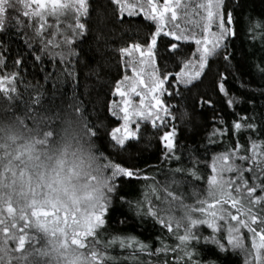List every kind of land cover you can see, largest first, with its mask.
Segmentation results:
<instances>
[{"label":"snow or ice","instance_id":"obj_1","mask_svg":"<svg viewBox=\"0 0 264 264\" xmlns=\"http://www.w3.org/2000/svg\"><path fill=\"white\" fill-rule=\"evenodd\" d=\"M112 2L121 17L125 13L127 17L142 15L152 23L153 30L143 44L118 50L122 57L138 52L139 63L150 71L145 80L144 68L139 72L133 68L136 80L131 92L140 97L138 107L117 81L115 93L121 102L110 101L107 109L117 126L107 130L102 121L90 119L91 113H87L82 101H75V96V102L67 108L51 101L45 103L43 86L24 83L22 75L30 54L33 66L38 64L42 72L45 59L51 61L52 72L46 73L44 80H52L53 89L57 82L63 83L64 76L76 79L80 58L98 53L94 44L101 43L88 23L89 0H0V33L7 34L9 28L17 33L24 28L34 30V36L25 39L28 54L16 51L13 55L9 41L0 40V117L10 118L16 126V131L9 128L0 136V264H48L50 259L56 264H78V259L69 256L73 248L79 249L91 264H223L221 255L205 252L199 247L201 242L214 245L219 254L239 250L244 264H264V139L260 138L264 135V112L257 113L253 105L250 114L235 112L230 125L223 117L214 119L203 138L206 143L188 147L184 163L185 145L179 142L174 106L167 102L175 96L183 98L175 85L187 89L196 87L194 82L203 83V78L212 72L213 60L220 58L226 67L231 66L230 59H235V54L229 51V41L238 36L240 17L236 10L242 4L230 6L228 0H163L162 5L158 0ZM181 15L186 21L190 16L198 20L181 27ZM21 16L29 22L26 24ZM49 16L56 19L55 25L48 24ZM69 16L73 22L62 29L61 17ZM194 24L201 29L200 38L193 33ZM49 28L55 30L48 32ZM245 33L252 42L259 43V49L253 43L250 53L259 60L251 75L255 78L259 74L264 82V12L260 17L248 16ZM90 34L95 36L94 43L89 42ZM190 39L197 47L191 58L180 59L176 55L180 52L178 42ZM34 40H38V46H34ZM158 41L166 52L173 50L160 57L163 67L157 63ZM169 61H178L179 71L168 70ZM233 80L231 73H213L212 92H216V98L205 92L199 100L194 99V104L201 111L213 113L225 98L229 108L239 104L240 98L231 93ZM19 84H23V90ZM246 86L245 81L239 84L241 89ZM65 109L80 117L90 142L99 141L105 151L111 149L107 155L101 151L98 156H90V169L94 162L103 161L96 166V171L103 169L106 173L101 178L84 172L80 148L61 145L66 132L61 126ZM188 116L184 112L181 122ZM148 123L159 133L163 161L178 165L168 169L163 182L146 174L153 171L152 166L146 170L128 162L135 153L144 151L143 126ZM230 132L234 146L228 141L224 150L213 152L209 160L210 146L219 145ZM244 132L254 133L256 138L248 135L246 143L242 142ZM125 155L127 160L120 158ZM209 168L205 174L203 170ZM202 179L206 188L200 191L196 186ZM82 180L87 183L81 184ZM140 183L142 198L133 195L134 185ZM190 199L193 203L186 202ZM114 201L137 218H150L160 226L157 247L132 234H114ZM119 223H127V217ZM201 226L210 229L208 235L203 234ZM244 229L249 234L250 247L245 245ZM169 237H174L175 242L166 243ZM115 247L128 251V255L111 254Z\"/></svg>","mask_w":264,"mask_h":264},{"label":"trees","instance_id":"obj_2","mask_svg":"<svg viewBox=\"0 0 264 264\" xmlns=\"http://www.w3.org/2000/svg\"><path fill=\"white\" fill-rule=\"evenodd\" d=\"M159 2L163 0H158ZM230 6L234 4H242V8L236 10V15L240 17L237 24L238 36L232 37L229 41V51L234 52L235 59H230V67H226L225 61L220 58L213 60L212 72L208 73L207 77L203 78V83H196V87L189 86L187 89L183 85H175L176 89L182 93L181 96H175L167 102L174 106L173 114L176 117L174 123L179 128V142L185 145L184 149V163H187V148L198 144L206 143L203 139L206 137L213 126L214 119L223 117L229 125L235 118L234 113L240 112L241 115L250 114L253 105L256 106L257 113L264 112V82H262L259 74L255 75V78L251 74L256 72L255 64L259 63L257 57L250 55L253 43L257 49H259L258 42H252L250 37L245 33V21L248 16L260 17V13L264 12V0H228ZM91 20L88 22L92 28V33L98 36L101 43L99 45L94 44V50L99 48V52L88 56L81 57L80 63L76 67V79L73 80L67 76L62 77L63 83L57 82L56 88L53 89V81L49 80L45 82L44 76L48 72H52L51 61L47 58L44 62V71H40V66L37 64L33 66L32 56L28 54V49L25 44L26 33L24 29L18 33L9 28L8 33H0V40H8L12 54L16 51L24 52L27 55L28 63L25 65L22 75L24 76V83L39 84L43 86V90L46 93L45 103L53 102L55 105L67 108L68 105L73 104L75 101H82L87 109V113H91L90 119L94 122H103L106 125L107 130L117 126L115 118L110 117L108 113V104L110 101L117 103L121 102V97L115 93L117 81H120L121 89L129 93V99L132 100L134 106H139L138 98L135 93L131 92V87L136 80V75L133 72V68L137 72L144 68V78L147 80L148 72L150 69L146 65L139 63L140 56L138 52L133 53L132 56L125 54L123 57L119 53L121 47H130L135 43H144V39L150 31L153 30L151 22H147L143 19V16L139 17H127L126 13L123 17L120 16L117 6L112 0H89ZM124 20L121 23V20ZM198 20V17H191L186 21L183 15L180 16L178 22L181 27H184L190 21ZM165 30H168L166 26ZM201 29L198 26L193 25V33L196 38H200ZM95 36L90 34L88 39L90 43H94ZM171 40V37L166 38ZM180 45V52L176 53L180 59L191 58V53L195 51L196 45L194 40L178 42ZM38 46V44H34ZM159 53H157V63L160 65V57L167 56L168 52H172L170 48L166 52L163 45H159ZM259 55V53H258ZM245 61L247 63L245 64ZM178 63V61L176 62ZM176 63L169 61L167 64L168 70L176 72L179 71V67ZM58 68L62 71V66L57 61ZM163 67V65H160ZM179 66H183L180 64ZM223 73L228 76L232 74L234 80L231 84V93L240 98V103L233 105L229 108L226 103V98L216 105L218 111L213 113L211 110L201 111L198 104H194V99L199 98L208 92L212 95L213 99L216 98V92H212L213 88V73ZM241 71L244 75L241 76ZM55 73L53 77L55 79ZM128 79L125 80L124 77ZM174 79V77H170ZM247 82L246 88L241 89L239 87L240 82ZM23 90V84L18 85ZM140 87H137V91H140ZM170 91L172 89H169ZM222 95V94H221ZM75 96V101L73 97ZM148 101L146 100L145 103ZM184 112L189 114L188 118L181 122V116ZM135 119V118H133ZM143 135L145 139L141 141V147L144 148L142 153H135L134 159L128 161L129 163L137 164L141 168H147L152 166L153 171L147 173L154 175L157 181L163 182L166 178V174L169 168L177 167L176 163H165L162 159L161 143L157 137L159 133L155 131L151 123L143 126ZM253 135L254 133L244 132L241 134V141L246 143V137ZM151 138V142H148V138ZM264 139V135L260 136ZM228 141L234 146L235 140L232 137V133L228 134V137L221 140L219 145L210 146L208 158L213 152H219L224 150V147ZM97 144L100 146V142ZM101 151H105L104 147H100ZM111 151L109 148L105 151L108 154ZM127 160V156L120 157ZM147 161V163H145ZM205 174L210 172L209 169L203 170ZM124 179H128L125 177ZM197 190L203 191L206 188V181L202 179L197 184ZM143 183L135 184L133 195L142 198ZM185 190L189 191L185 186ZM187 203H193V200L186 201ZM111 221L114 234H132L138 237L141 241L150 242L152 247L158 246L157 237L161 235L160 226L155 224L152 219L145 218L141 220L137 218L132 211L126 206L118 207L114 201ZM234 211V210H233ZM123 213V215H121ZM127 217V223L120 224L119 221ZM203 234L208 235L210 229L206 226H201ZM242 232L245 235L246 243H248L249 234L244 229ZM164 235L167 237V233ZM166 243H174L175 238L169 237L165 241ZM205 252L217 253L221 255L223 264H244L243 253L237 250L233 253L231 250L226 254H219L214 245H204L203 242L199 245ZM111 254L116 256L128 255V251L121 250L118 247L110 250ZM148 257L145 255L144 257Z\"/></svg>","mask_w":264,"mask_h":264},{"label":"clouds","instance_id":"obj_3","mask_svg":"<svg viewBox=\"0 0 264 264\" xmlns=\"http://www.w3.org/2000/svg\"><path fill=\"white\" fill-rule=\"evenodd\" d=\"M62 120L64 123L61 125L66 132L63 133V139L61 140V145L68 144L71 148H80L81 154L84 157L83 170L85 173L101 178L103 169L96 171L97 163L102 164L103 161L94 162L92 168L88 167L90 156L99 155L101 152L100 146L95 142H90L83 130V121L80 117L71 109H65L62 112ZM11 128L12 131H16V126H14L10 118L0 117V136H4ZM5 142H7L5 140ZM81 184L87 183L86 180H82ZM82 191H85L82 189ZM70 258L78 259V264H91L86 258L82 257V253L79 249L69 250ZM48 264H56L54 259H50Z\"/></svg>","mask_w":264,"mask_h":264},{"label":"rangeland","instance_id":"obj_4","mask_svg":"<svg viewBox=\"0 0 264 264\" xmlns=\"http://www.w3.org/2000/svg\"><path fill=\"white\" fill-rule=\"evenodd\" d=\"M158 3L162 5L163 1H161V2L158 1ZM49 7H50V5H49ZM21 18L24 19L26 24L29 22L27 18H24L22 16H21ZM47 22H48L49 25H55L56 24V19L54 17L49 16V17H47ZM72 22H73V18L71 16H69L67 19L64 18V17H61V28L63 29L64 27H66V25L68 23H72ZM35 26H38V24H34V27ZM53 30H55V29L54 28L47 29L48 32H51ZM24 31L26 33V38H32L34 36L33 28H24ZM33 43L34 44H38V40H34ZM137 92H139V91H137ZM135 96L138 98V102L140 103V97L137 96V95H135ZM247 241H248V243H246V240L244 241L245 245L247 247H250L251 246L250 238Z\"/></svg>","mask_w":264,"mask_h":264}]
</instances>
